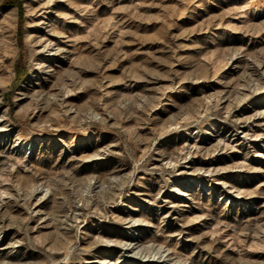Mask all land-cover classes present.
I'll return each mask as SVG.
<instances>
[{"label": "rangeland", "instance_id": "rangeland-1", "mask_svg": "<svg viewBox=\"0 0 264 264\" xmlns=\"http://www.w3.org/2000/svg\"><path fill=\"white\" fill-rule=\"evenodd\" d=\"M13 1L0 264H264V0Z\"/></svg>", "mask_w": 264, "mask_h": 264}, {"label": "trees", "instance_id": "trees-1", "mask_svg": "<svg viewBox=\"0 0 264 264\" xmlns=\"http://www.w3.org/2000/svg\"><path fill=\"white\" fill-rule=\"evenodd\" d=\"M3 2L7 3V4H11V5H16L18 7V9L20 10V4L17 2H14L13 0H3ZM19 19H20V12H19ZM19 75H20V73L17 72V76H19ZM18 78H19L18 82H20L22 77H18Z\"/></svg>", "mask_w": 264, "mask_h": 264}, {"label": "bare ground", "instance_id": "bare-ground-1", "mask_svg": "<svg viewBox=\"0 0 264 264\" xmlns=\"http://www.w3.org/2000/svg\"><path fill=\"white\" fill-rule=\"evenodd\" d=\"M129 243V242H128ZM131 244V243H130ZM134 245V244H133Z\"/></svg>", "mask_w": 264, "mask_h": 264}]
</instances>
